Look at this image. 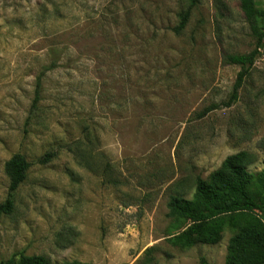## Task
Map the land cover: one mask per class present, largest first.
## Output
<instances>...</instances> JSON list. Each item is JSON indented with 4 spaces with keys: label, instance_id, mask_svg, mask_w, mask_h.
Segmentation results:
<instances>
[{
    "label": "rangeland",
    "instance_id": "obj_1",
    "mask_svg": "<svg viewBox=\"0 0 264 264\" xmlns=\"http://www.w3.org/2000/svg\"><path fill=\"white\" fill-rule=\"evenodd\" d=\"M0 0V204L5 163L31 164L0 218V259L224 264L215 245L166 242L170 196L190 199L225 157L264 169V48L237 102L228 55L254 47L239 0ZM43 76H40V75ZM39 101L32 106L37 78ZM46 153V165L38 160Z\"/></svg>",
    "mask_w": 264,
    "mask_h": 264
},
{
    "label": "trees",
    "instance_id": "obj_2",
    "mask_svg": "<svg viewBox=\"0 0 264 264\" xmlns=\"http://www.w3.org/2000/svg\"><path fill=\"white\" fill-rule=\"evenodd\" d=\"M187 9L180 15L175 32L182 31L191 10L199 0H183ZM239 8L248 24L254 40L253 49L244 55H228L225 62L238 66L231 93L226 101L203 109L197 119L220 108H230L237 100L239 91L249 76L250 69L261 56L264 48V0H239ZM40 76H43L42 74ZM37 78L32 106L39 101L41 77ZM53 153L44 154L38 164L46 165ZM251 156L239 151L224 158L220 166L206 179H195L190 199L179 195L170 196L167 209L171 223L166 242L180 250L196 244L215 245L227 230L232 234L226 247L224 264H264V169L249 171ZM31 164L20 154L13 155L4 165L8 178L7 195L0 204V218L14 209V196L25 182ZM0 264H50L42 255L27 256L23 252L13 254ZM61 264H83L66 261ZM199 264H208L204 258Z\"/></svg>",
    "mask_w": 264,
    "mask_h": 264
}]
</instances>
